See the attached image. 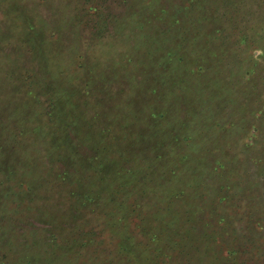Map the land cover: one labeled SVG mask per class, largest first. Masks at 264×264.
Wrapping results in <instances>:
<instances>
[{"label": "rangeland", "instance_id": "rangeland-1", "mask_svg": "<svg viewBox=\"0 0 264 264\" xmlns=\"http://www.w3.org/2000/svg\"><path fill=\"white\" fill-rule=\"evenodd\" d=\"M262 53L264 0H0V264H264Z\"/></svg>", "mask_w": 264, "mask_h": 264}, {"label": "trees", "instance_id": "trees-1", "mask_svg": "<svg viewBox=\"0 0 264 264\" xmlns=\"http://www.w3.org/2000/svg\"><path fill=\"white\" fill-rule=\"evenodd\" d=\"M262 54H264V53H262ZM51 122H53V119L51 118V120H50ZM73 139H75L76 141H77V143H78V141H79V139L77 138V137H75V138H73ZM73 143V142H72ZM78 144H74L73 143V146L76 148V146H77ZM79 145H80V143H79ZM77 153V152H76ZM88 162H90V161H88ZM88 195H92V192H89V194L88 193H84V198H88Z\"/></svg>", "mask_w": 264, "mask_h": 264}]
</instances>
